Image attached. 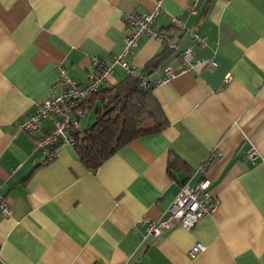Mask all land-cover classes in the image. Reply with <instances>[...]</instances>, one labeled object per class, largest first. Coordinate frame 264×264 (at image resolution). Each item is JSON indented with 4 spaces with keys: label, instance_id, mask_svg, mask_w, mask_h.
<instances>
[{
    "label": "crops",
    "instance_id": "obj_1",
    "mask_svg": "<svg viewBox=\"0 0 264 264\" xmlns=\"http://www.w3.org/2000/svg\"><path fill=\"white\" fill-rule=\"evenodd\" d=\"M157 4L153 29L170 35L176 50L142 35L127 60L130 76H140L164 53L143 77L168 125L94 171L66 144L44 163L21 126L60 92L57 67L86 83L94 57L110 65L122 51L125 16ZM188 47L198 65L180 72ZM167 69L176 74L160 84ZM126 76L114 66L101 90ZM82 111L94 122V106ZM202 177L214 211L191 230L146 236L137 222L160 220L180 188ZM0 185L10 208L0 213V264H264V0H0ZM197 243L204 250L191 258Z\"/></svg>",
    "mask_w": 264,
    "mask_h": 264
},
{
    "label": "built area",
    "instance_id": "obj_2",
    "mask_svg": "<svg viewBox=\"0 0 264 264\" xmlns=\"http://www.w3.org/2000/svg\"><path fill=\"white\" fill-rule=\"evenodd\" d=\"M197 1L192 0L193 6ZM159 14L160 8L158 4L144 15L127 14L124 21L129 28V32L124 38L122 51L113 57L110 65L94 57L92 59V67L87 74L86 83H76L67 75L64 67H57L56 72L61 86L60 92L56 96L41 102L36 107L35 112L28 116L21 126L22 130L28 134L33 147L40 152L43 160L48 162L54 160L55 149L60 144H66L70 147L74 146L75 141L71 132L79 129V120L84 115L82 106L102 88L107 76L112 73L114 66L120 67L125 75H133V68L127 59L137 48L140 36L146 35L155 38L170 50H176V45L172 43L170 35L159 33L153 29L154 20ZM170 19L172 23L178 24L183 29L180 21L175 18ZM190 37L194 44L198 46L206 45V39L203 36L197 33H190ZM179 60L181 62L180 72H187L198 65L194 61L192 50L189 47L179 53ZM213 66L214 62L212 61L205 63V67L208 69ZM164 73L165 77L160 81V84L169 82L176 74L171 69L165 70ZM140 85L143 90L152 87V84L144 77H141ZM47 119L52 120L53 126L51 130L44 131L41 128V123ZM247 157L254 161L256 154L250 151ZM198 171L204 176V167L199 168ZM209 186V181L204 177L201 178L195 187L183 185L160 220L149 221L141 219L137 224L144 226L146 236L151 238H157L162 233L171 231L176 227L191 230L204 216L215 209ZM1 191L2 187L0 185V213L3 216H9L10 208L5 202ZM203 250L204 247L197 243L189 251V256L193 258Z\"/></svg>",
    "mask_w": 264,
    "mask_h": 264
},
{
    "label": "trees",
    "instance_id": "obj_3",
    "mask_svg": "<svg viewBox=\"0 0 264 264\" xmlns=\"http://www.w3.org/2000/svg\"><path fill=\"white\" fill-rule=\"evenodd\" d=\"M165 49L170 50L166 45ZM164 56V53L156 55L140 76L127 75L116 87L100 89L85 103L87 107H95V120L82 137L76 131L71 135L75 141L73 151L87 170H96L131 141L159 133L168 125L152 94L153 88L143 90L140 85L141 77L158 68ZM177 164L169 163L168 169L174 170Z\"/></svg>",
    "mask_w": 264,
    "mask_h": 264
},
{
    "label": "rangeland",
    "instance_id": "obj_4",
    "mask_svg": "<svg viewBox=\"0 0 264 264\" xmlns=\"http://www.w3.org/2000/svg\"><path fill=\"white\" fill-rule=\"evenodd\" d=\"M81 122H80V126H81V130H85L87 126L91 125L93 122V113H86L82 118H81ZM83 133L80 134V136H82Z\"/></svg>",
    "mask_w": 264,
    "mask_h": 264
},
{
    "label": "water",
    "instance_id": "obj_5",
    "mask_svg": "<svg viewBox=\"0 0 264 264\" xmlns=\"http://www.w3.org/2000/svg\"><path fill=\"white\" fill-rule=\"evenodd\" d=\"M81 133V130L80 129H77L76 130V134L78 135V134H80Z\"/></svg>",
    "mask_w": 264,
    "mask_h": 264
}]
</instances>
